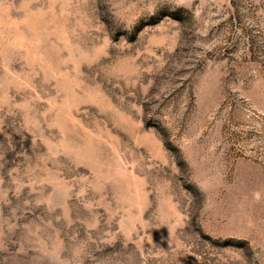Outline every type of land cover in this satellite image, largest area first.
Listing matches in <instances>:
<instances>
[{"label": "rangeland", "instance_id": "374dc122", "mask_svg": "<svg viewBox=\"0 0 264 264\" xmlns=\"http://www.w3.org/2000/svg\"><path fill=\"white\" fill-rule=\"evenodd\" d=\"M0 264H264V0H0Z\"/></svg>", "mask_w": 264, "mask_h": 264}]
</instances>
